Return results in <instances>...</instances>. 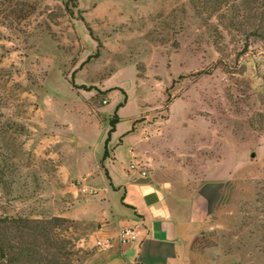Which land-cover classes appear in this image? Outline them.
Instances as JSON below:
<instances>
[{
    "label": "rangeland",
    "instance_id": "rangeland-1",
    "mask_svg": "<svg viewBox=\"0 0 264 264\" xmlns=\"http://www.w3.org/2000/svg\"><path fill=\"white\" fill-rule=\"evenodd\" d=\"M242 1L0 0V217L83 219L59 233L71 263L90 264L105 246L79 239L116 203L101 160L124 103L105 164L140 168L135 151L147 164L157 150L190 179L229 175L197 247L215 264H264V22Z\"/></svg>",
    "mask_w": 264,
    "mask_h": 264
},
{
    "label": "crops",
    "instance_id": "crops-1",
    "mask_svg": "<svg viewBox=\"0 0 264 264\" xmlns=\"http://www.w3.org/2000/svg\"><path fill=\"white\" fill-rule=\"evenodd\" d=\"M111 151L102 170L104 176L105 171L108 173L109 179L105 177L109 189L117 195L116 203L102 208L79 243L86 241L96 246L98 241L110 239L112 244L99 248L90 264H215L197 243L211 228L210 217L229 175L209 176L216 171L208 169L203 171L202 178L190 171V179L178 163L177 167L162 168L157 150H150L147 164L142 163L140 151L133 154L131 162H139L146 176L128 166L122 171H112V167L105 164L116 159L114 150ZM99 195L96 189L93 197ZM66 218L83 223V219ZM122 227H133L138 241L120 246L116 236Z\"/></svg>",
    "mask_w": 264,
    "mask_h": 264
},
{
    "label": "trees",
    "instance_id": "trees-1",
    "mask_svg": "<svg viewBox=\"0 0 264 264\" xmlns=\"http://www.w3.org/2000/svg\"><path fill=\"white\" fill-rule=\"evenodd\" d=\"M228 1L190 0V3L194 10L215 9L221 11ZM8 3L11 5L12 0H9ZM240 4H242L241 7L244 6L243 8L254 11L255 14L259 12L260 15L257 14L255 18L264 22V0H243ZM13 7L21 12L20 15L27 14L23 13L21 4L16 3ZM241 7L233 8L231 6L234 14L240 13ZM234 26L238 30L245 27V19L234 22ZM256 34L255 31L254 35L257 36ZM124 105V103L119 104L113 118L110 119V129L104 143V154L101 160L103 168L105 160L110 156L109 143L112 134L116 132L119 123L117 111ZM133 130L132 126L131 132ZM105 176L109 179L107 171H105ZM259 201L262 202L264 210V195ZM70 222V219L66 217H51L49 219H33L25 216L0 217V264H72L71 259L76 254L73 251V242L59 233Z\"/></svg>",
    "mask_w": 264,
    "mask_h": 264
},
{
    "label": "built area",
    "instance_id": "built-area-1",
    "mask_svg": "<svg viewBox=\"0 0 264 264\" xmlns=\"http://www.w3.org/2000/svg\"><path fill=\"white\" fill-rule=\"evenodd\" d=\"M130 169L139 170L142 176H146V172L141 167L139 168L135 164H132L130 166ZM82 192H87V188H84ZM116 241L122 247L129 246L138 241V233L133 227H122L117 232ZM111 244L112 240L110 239L97 242V246L109 247Z\"/></svg>",
    "mask_w": 264,
    "mask_h": 264
},
{
    "label": "water",
    "instance_id": "water-1",
    "mask_svg": "<svg viewBox=\"0 0 264 264\" xmlns=\"http://www.w3.org/2000/svg\"><path fill=\"white\" fill-rule=\"evenodd\" d=\"M252 157H255V154L254 153L252 154Z\"/></svg>",
    "mask_w": 264,
    "mask_h": 264
}]
</instances>
